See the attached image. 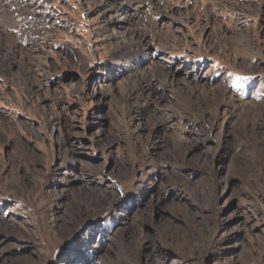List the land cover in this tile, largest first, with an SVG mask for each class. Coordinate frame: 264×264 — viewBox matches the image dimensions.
Here are the masks:
<instances>
[{"label":"rangeland","instance_id":"obj_1","mask_svg":"<svg viewBox=\"0 0 264 264\" xmlns=\"http://www.w3.org/2000/svg\"><path fill=\"white\" fill-rule=\"evenodd\" d=\"M69 260L264 264V0H0V264Z\"/></svg>","mask_w":264,"mask_h":264},{"label":"bare ground","instance_id":"obj_2","mask_svg":"<svg viewBox=\"0 0 264 264\" xmlns=\"http://www.w3.org/2000/svg\"><path fill=\"white\" fill-rule=\"evenodd\" d=\"M124 4V2L122 1L121 2V5H123ZM124 13H122L121 15H116V16H119V17H116L114 20H113V23L115 24V25H117L118 26V28L119 27H123V25H125L126 23H128V19H127V17L124 15V16H122Z\"/></svg>","mask_w":264,"mask_h":264},{"label":"snow or ice","instance_id":"obj_3","mask_svg":"<svg viewBox=\"0 0 264 264\" xmlns=\"http://www.w3.org/2000/svg\"><path fill=\"white\" fill-rule=\"evenodd\" d=\"M243 79H247V77H244ZM79 248L78 247H71L69 249V256H75V255H79ZM69 264H74V262L72 260H69Z\"/></svg>","mask_w":264,"mask_h":264}]
</instances>
